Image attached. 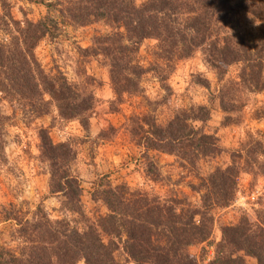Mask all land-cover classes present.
Masks as SVG:
<instances>
[{"label":"trees","instance_id":"1","mask_svg":"<svg viewBox=\"0 0 264 264\" xmlns=\"http://www.w3.org/2000/svg\"><path fill=\"white\" fill-rule=\"evenodd\" d=\"M26 1L43 4L46 13L23 20L12 19L8 11L0 14V160L5 158L6 127L18 113L30 122L55 111L58 118L76 120L88 131L96 103L93 91L69 82L59 69L46 71L35 48L43 40L55 39L63 26L85 25L90 18L102 20L110 29L80 51L103 56L115 94L111 104L139 92L140 80L148 71L161 88L169 89L167 78L176 64L195 53L219 80L228 67L239 65L236 79L218 89L225 121H232L229 114L245 106L246 101L240 100L243 92L264 89V48L246 47L232 28L238 12L262 17L264 0ZM146 39L156 42L153 54L158 63L153 67L143 66L138 59ZM2 102H7L11 113L3 111ZM208 118L205 105L178 108L164 124L154 115L133 121L135 129L130 133L143 156L150 151L167 153L195 168L201 158L221 152L216 136L196 125ZM257 134L248 135L246 151L231 152L230 164L217 166L198 183L189 184L199 195L198 203L184 194L162 197L126 183L112 184L102 175L92 183L90 197L105 212L92 218L83 209V188L71 169L76 158L73 139L54 143L47 128L38 127V158L47 165V193L61 196L57 215L51 217L42 204L31 212H21L14 205L3 211L0 221L10 224L7 241L0 243V264H199L188 249L209 239L213 211L233 204L240 172L264 175L263 136ZM148 167L147 174L159 171ZM246 256L264 264V220L241 212L235 224L221 226V237L205 264H248Z\"/></svg>","mask_w":264,"mask_h":264},{"label":"rangeland","instance_id":"2","mask_svg":"<svg viewBox=\"0 0 264 264\" xmlns=\"http://www.w3.org/2000/svg\"><path fill=\"white\" fill-rule=\"evenodd\" d=\"M134 1L139 4L143 0ZM4 11H8L12 19L23 20L39 18L46 13V8L26 0H0V14ZM88 20L85 25L63 26L55 39L43 40L35 48V55L46 71L59 69L69 82L93 91L96 103L88 131L76 120L65 122L58 118L55 111L30 122H25L18 113L6 127L5 158L0 160V217L12 205L21 212H31L37 204H42L51 217L57 215L55 209L59 207L61 196L48 195L47 165L38 158L37 129L40 126L47 128L54 143L73 139L71 145L76 158L71 169L83 188V209L92 218L105 212V207L90 197L92 183L102 175H107L112 184L126 183L131 189H146L162 197L184 194L191 203H198L199 195L190 189V183H198L200 177L217 166L230 164L233 150L246 151L248 135L262 134L264 143V89L257 93L243 92L240 100L246 101L245 106L229 114L232 121H225L218 89L223 82L236 79L239 65L228 67L223 79L219 80L199 53L176 64L167 78L169 89L161 88L153 73L148 71L140 80L139 92L124 95L121 103L111 104L115 94L103 56L83 55L80 51L91 46L95 37L107 33L110 28L102 20ZM232 28L246 47L254 49L262 45L264 48V14L257 18L244 11L238 12L232 18ZM155 43L146 39L139 48L138 59L145 67L158 63L153 54ZM204 80L207 86L200 84ZM198 105L209 108V118L196 125H202L206 133L216 136L220 153L201 158L195 168L183 165L167 153L150 151L148 157L143 156L130 133L135 129L133 121L142 122L145 115H154L157 122L164 124L176 109ZM1 107L5 113H11L7 102H2ZM243 160L244 157L240 163ZM148 166L158 169L159 173L147 174L146 171L150 173ZM241 212H246L253 220H264V175L240 172L233 204L215 209L209 239L188 249L199 264H205L212 257L213 245L221 237V226L235 224ZM9 224L0 221V243L8 239ZM245 258L248 264H256L253 258ZM124 264L134 263L125 261Z\"/></svg>","mask_w":264,"mask_h":264}]
</instances>
